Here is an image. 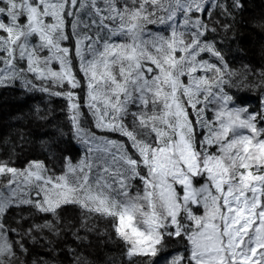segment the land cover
<instances>
[{"label": "snow or ice", "instance_id": "6c2138e0", "mask_svg": "<svg viewBox=\"0 0 264 264\" xmlns=\"http://www.w3.org/2000/svg\"><path fill=\"white\" fill-rule=\"evenodd\" d=\"M250 2L0 0V264H264Z\"/></svg>", "mask_w": 264, "mask_h": 264}, {"label": "trees", "instance_id": "16d2710c", "mask_svg": "<svg viewBox=\"0 0 264 264\" xmlns=\"http://www.w3.org/2000/svg\"><path fill=\"white\" fill-rule=\"evenodd\" d=\"M262 0H251L249 7H252L256 10L260 9ZM251 42V41H250ZM253 53L259 52V42H256L255 48L249 49ZM258 58V57H257ZM39 94H37V99H29L27 100L28 104H35L38 102ZM247 99L250 104H255L256 100L250 94L247 96ZM24 101L20 98L19 91L13 92H3L0 90V134H6L8 131V125L11 123L10 117L14 115L19 107L22 106ZM57 101L53 98L52 104L53 107H56ZM43 107H47V105H42ZM56 115L59 116V112H56ZM57 123H62L61 120H57ZM66 139L71 141V134L70 132L67 133ZM76 150H78L77 146L73 145ZM97 252L99 255H104V250L101 249L99 246L97 247Z\"/></svg>", "mask_w": 264, "mask_h": 264}]
</instances>
